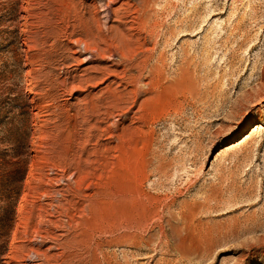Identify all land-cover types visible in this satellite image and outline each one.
Listing matches in <instances>:
<instances>
[{
    "label": "rangeland",
    "instance_id": "obj_1",
    "mask_svg": "<svg viewBox=\"0 0 264 264\" xmlns=\"http://www.w3.org/2000/svg\"><path fill=\"white\" fill-rule=\"evenodd\" d=\"M144 1L0 0V264H64L116 182L204 235L99 233L104 264H264V0Z\"/></svg>",
    "mask_w": 264,
    "mask_h": 264
},
{
    "label": "bare ground",
    "instance_id": "obj_2",
    "mask_svg": "<svg viewBox=\"0 0 264 264\" xmlns=\"http://www.w3.org/2000/svg\"><path fill=\"white\" fill-rule=\"evenodd\" d=\"M102 12L106 19H110L113 16L115 17L118 13V10L112 8V5L116 3L117 0H103ZM148 4L144 0H141V7L144 8ZM142 21H146L145 13L146 9L141 10ZM120 59H125V55L119 56ZM126 64L132 68V62L127 61ZM138 68V66L136 67ZM149 72V70H148ZM153 75V74H151ZM145 73L141 70L138 76H135L134 82L136 85L137 93H141L140 86L143 85V80L145 79ZM264 78V74H263ZM158 79V76H151L152 83L151 86H154L153 81ZM149 85V84H148ZM147 86V85H146ZM264 97L263 92L258 93V100H262ZM242 108L236 109V113L240 114ZM115 127H118L119 124L116 122ZM97 200L105 202L106 200L98 195H96ZM111 198V201H110ZM109 202L112 204V212H106L103 208L100 210L91 209L90 214L86 218L78 221V226H81L83 233L79 240V237L74 239L72 244L66 243L62 249L63 252L58 255L56 258L61 259L64 264H73L75 262V256L72 254V251L75 247L79 246L87 251L88 258L85 264H104L100 257V252L102 250V243L97 241L94 237L96 234H110L111 236L122 239H137L145 238V231L152 224H157V227L161 229V236L168 238L165 232V223L171 227H174L175 233L178 234V240L184 241L191 238H197L200 240V237L204 235L201 230L194 228L189 222L188 213L183 210L179 214V219H181L182 225L171 224V219L174 214L171 209L175 205L176 201L169 202L163 198L160 194L152 193L150 191H141L137 194L136 204L138 205L139 212L136 217H131L129 214L128 208V198L125 192V187L120 183L116 182L115 189L110 194ZM264 243V239L262 241ZM55 257H48L46 252H41L36 249H32L28 255V262L32 264H49L50 261ZM107 264H113L108 262Z\"/></svg>",
    "mask_w": 264,
    "mask_h": 264
}]
</instances>
